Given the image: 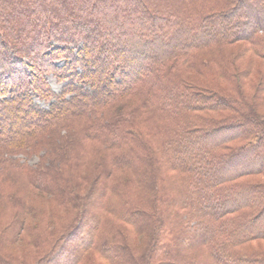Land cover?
<instances>
[{"label":"trees","instance_id":"16d2710c","mask_svg":"<svg viewBox=\"0 0 264 264\" xmlns=\"http://www.w3.org/2000/svg\"><path fill=\"white\" fill-rule=\"evenodd\" d=\"M68 1L9 7L0 0V148L30 147L61 121L87 119L122 95H142L140 108L157 112L143 121L164 125L156 143L166 138V146L159 163L146 166L156 157L137 144L128 165L96 162L84 177L69 145L44 150L52 157L43 159L40 178L21 160L0 156V264H264V0H218L206 17L175 6L196 0H158L156 13L168 15L160 17L163 33H175L170 49L172 40L137 28V13L147 9L133 0H77V12L76 0ZM141 37L163 41L152 43L157 56ZM199 50L211 55L196 57ZM195 67L202 79L182 77ZM47 72L68 86L54 95ZM196 87L207 94L195 95ZM36 99L56 104L44 112ZM182 111L186 121L170 124ZM140 128L145 135L146 124ZM89 131L84 141L98 138ZM13 171L24 179L10 177Z\"/></svg>","mask_w":264,"mask_h":264},{"label":"rangeland","instance_id":"374dc122","mask_svg":"<svg viewBox=\"0 0 264 264\" xmlns=\"http://www.w3.org/2000/svg\"><path fill=\"white\" fill-rule=\"evenodd\" d=\"M14 1L20 2V0H9V7L10 6H14ZM22 1V0H21ZM162 1V0H160ZM200 1V0H199ZM199 1H194L193 3H180L178 2L175 6L179 7L181 12H185V10H189V8L195 10L194 12L197 14L199 13V15H202V17H206L207 14V9H209V7L211 6H215L218 7L220 6V1L218 0H201L202 2L205 3L204 7H200V3L198 4ZM67 5H73L72 3H70L68 0H66ZM97 2V1H96ZM95 2V3H96ZM156 2H158V0H145V3H143L142 0H133L134 5L138 6V10L140 7V10H143L144 7H146L147 9V13L145 12L144 14L142 13H137V18H138V25L137 28H144L146 31H149L150 33L156 32L159 33V36H163L164 38H168L171 41V43L169 44L168 42H166V45L164 46V48L170 49L173 45V42L176 40L175 36H174V31L170 32V33H163L164 31V21H162V19L160 18L161 15L163 16H168L167 13H156V6L153 5V3L156 4ZM65 3V2H64ZM225 3V1L223 2V4ZM194 5H198V10H196V6ZM64 6V5H61ZM71 10H73L74 12L80 11V1H75L74 3V7L70 6ZM75 7H77L75 9ZM210 7V8H211ZM14 10V9H13ZM214 10V9H213ZM7 11V16L11 15V16H15L16 12L14 11H10V10H6ZM24 11V18L28 17V10H22L21 12ZM171 11V10H170ZM85 12V15L88 16V13H86V11H82ZM192 12V14L195 15V13ZM212 12L209 9V13ZM179 17L182 16V14L178 13ZM154 15L155 19H152L151 16ZM235 17H239L241 20L245 19L244 16L239 15L238 13L235 14ZM104 18V17H103ZM168 18V17H166ZM179 19V18H178ZM190 18H188L189 20ZM164 20V19H163ZM169 20H172V17L169 18ZM191 21H193V19H191ZM179 23V21H177ZM230 22H233V20H231ZM205 23V22H204ZM206 28L209 30H218L215 29L211 22L206 21ZM113 24L110 22L108 25H106L105 27L101 28V31L106 30V28L112 26ZM189 27V26H188ZM186 26V31H193L192 33L196 36V38L199 35L198 31L196 28L192 27V30L190 28H188ZM154 34V33H153ZM141 39H144L143 41H145L147 43V46L150 48L149 50L151 51H147V53L151 54V55H156L157 53H154L156 51V49L154 48V46L152 45L153 41L155 43L161 44L163 43V41L158 42V39L161 40L160 38L157 37V39L155 38V40H153L152 42L149 41L148 39L146 40L145 38L141 37ZM243 45H245L246 41H241L239 42ZM172 44V45H171ZM175 45V44H174ZM2 48V47H0ZM3 49V48H2ZM205 49V48H204ZM200 51V50H199ZM209 51V50H207ZM153 52V54H152ZM195 53V52H194ZM209 55H211V53H208ZM208 54L205 52V50H201L200 52H198V54L196 55V57H201L202 59L206 58L208 56ZM157 56V55H156ZM218 56H216V53H213L212 55V59H217ZM186 64H190L186 63ZM144 65V64H143ZM142 65V66H143ZM212 70H215V66H211ZM153 72V71H152ZM155 72V71H154ZM153 72V74H154ZM184 73H182V77L186 78L187 76L189 77H196L198 80L202 79L201 75L203 74L201 72V69L195 67V70H192L190 68V70L185 69L184 71H182ZM172 73H176L177 74V69H173ZM106 75V74H105ZM172 81H175V78H171ZM46 80L48 83V86L52 89V91H55L56 93H59L61 90V82L57 81L55 79V77L53 76V74L51 72H47L46 73ZM218 85L219 86H223L224 82L219 80L218 81ZM208 90H204L200 87H196L193 91V93L196 95H202L205 96L204 94H207ZM144 97H142V95H122L119 96L118 98H116L115 100L109 102L102 110H100L98 113H94L92 114L90 117H88L87 119H82V120H75L76 122L73 121H68V120H63L60 123H58V125L56 127H54V129L47 131L48 133H46L45 135H42L38 138H36L35 140L31 141V145L30 147H27L25 149H21L18 150L17 148H10V147H1L0 148V156H1V160H4L5 157H11V158H17L19 160H21V162H24L27 165H30V167H32L33 171H35L38 174V176H34V172L31 174V176L33 178L38 177L40 178L42 175H39V171L43 172L41 169H43L44 165H42V161L44 159V161L49 160L52 156L51 153L44 155V150L46 149V151L53 146L59 145V147L63 146V145H69V148L72 149L73 156H76V158H78L79 162L82 163L78 166L77 169H75L78 172V176L81 177L85 174H87V176L90 175V168H93L96 165V162L101 163L103 161H105L107 164L108 162L112 161V164H115V166H119V167H124L126 164L128 165L129 163V156H132L134 158L135 155V150L133 148V145L137 144H143V146L145 147V151L147 152V148L149 150L150 153H153L155 155V159L152 156H149V158H146V163L148 164L146 166L150 165V162H152V164H156L159 163V157L161 154V150L163 148V146H166V138H164V142L162 143H156L158 138L160 140V138L157 136L160 132H164V125H159L161 124V122H157L154 121V124L151 125L149 124L150 122L148 121H143V120H149L150 118H153V115H155L154 113L155 110L152 107H148L147 109H141V103ZM36 102L42 106V107H46L48 103H45L42 100H38L36 99ZM11 103L7 102L6 106L8 108V106ZM166 111H164V114H161V117H167V113H165ZM183 112H180L179 114H175L173 113V116L171 115L170 117H168L169 119V123H177L179 124L180 122H184L187 119L186 114L183 115ZM197 115L199 116H203L204 112H196ZM17 115L19 116V113L17 112ZM8 116V115H7ZM22 115H20L19 117H21ZM25 119V123L30 126L33 127V118L30 116H26L24 117ZM165 120V119H164ZM159 123V124H158ZM143 124V127H145V124L147 126V130L146 131L148 133L143 135L145 132L140 128ZM139 125H141L139 127ZM159 125L158 127H156L155 129V136H153L150 132V129L153 128L154 126ZM15 126V125H14ZM16 127V126H15ZM29 127V128H30ZM89 130H91L92 132H95L96 136H98V138H90L88 137L87 139H85V141L83 140L82 136H84L83 134L90 132ZM145 130V129H144ZM140 131L142 132V137H140ZM157 136V137H156ZM79 140L84 141V147H85V151L83 152L84 148L83 146L78 143ZM140 142V143H139ZM163 146H162V145ZM158 151H157V149ZM141 149V147H140ZM83 152V156H79L77 155L76 152ZM131 151V152H130ZM144 151V152H145ZM70 153V154H71ZM85 153V154H84ZM79 154V153H78ZM130 154V155H129ZM81 155V153H80ZM71 156V155H69ZM72 157V156H71ZM132 166V165H131ZM134 166V165H133ZM8 173V171H6ZM15 177V178H19V179H24L22 178V176L20 174H17L16 172L13 171V173H10V177ZM31 177V178H32ZM77 177V176H76ZM84 177V176H83ZM94 177V172L93 174L90 176V178ZM43 178V177H42ZM75 178V177H73ZM76 179V178H75ZM30 181V180H27ZM31 182V181H30ZM37 183V181H35ZM42 186H43V181L41 180L39 182ZM91 183V181L89 182ZM23 184L25 185L26 182H23ZM165 185H168V190H170V185L168 183H166ZM41 186V187H42ZM33 190V189H32ZM36 192V191H35ZM34 192V200L37 203H40L44 206L47 205V198L46 197H40L42 196V194H40L39 192ZM46 198V199H44ZM1 213V211H0ZM19 248L18 246H13L10 251H12L13 253L16 251V249ZM238 249V248H237Z\"/></svg>","mask_w":264,"mask_h":264},{"label":"bare ground","instance_id":"6f19581e","mask_svg":"<svg viewBox=\"0 0 264 264\" xmlns=\"http://www.w3.org/2000/svg\"><path fill=\"white\" fill-rule=\"evenodd\" d=\"M55 77V76H54ZM55 79L57 80V77H55ZM120 81V80H119ZM112 84V80H111V78H108V79H106L105 80V86L103 87V89H106L107 87H109L110 85ZM62 86H64V87H66V86H68V83H61V86L60 87H62ZM53 93H54V95L56 94H58V93H56L55 91H53ZM10 98H12V93H9L8 95H7V97L5 98V99H3L2 100V102L4 101H7L8 99H10ZM55 102L53 101L52 103H50V104H48L45 108H44V112H47V111H51L52 109H53V106L56 104H54Z\"/></svg>","mask_w":264,"mask_h":264}]
</instances>
